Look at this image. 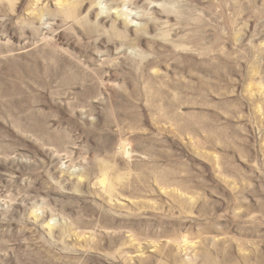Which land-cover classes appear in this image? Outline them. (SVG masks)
Segmentation results:
<instances>
[{"label": "rangeland", "instance_id": "1", "mask_svg": "<svg viewBox=\"0 0 264 264\" xmlns=\"http://www.w3.org/2000/svg\"><path fill=\"white\" fill-rule=\"evenodd\" d=\"M69 2L0 0V264H264V0Z\"/></svg>", "mask_w": 264, "mask_h": 264}, {"label": "bare ground", "instance_id": "2", "mask_svg": "<svg viewBox=\"0 0 264 264\" xmlns=\"http://www.w3.org/2000/svg\"><path fill=\"white\" fill-rule=\"evenodd\" d=\"M64 1V0H63ZM66 1V0H65ZM72 1V0H71ZM73 2H69V0H67L66 6H68V8L70 9L72 6ZM61 5L63 6V4L61 3Z\"/></svg>", "mask_w": 264, "mask_h": 264}]
</instances>
